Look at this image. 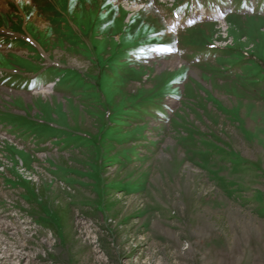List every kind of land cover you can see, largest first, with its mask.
Wrapping results in <instances>:
<instances>
[{
	"label": "rangeland",
	"instance_id": "obj_1",
	"mask_svg": "<svg viewBox=\"0 0 264 264\" xmlns=\"http://www.w3.org/2000/svg\"><path fill=\"white\" fill-rule=\"evenodd\" d=\"M0 264H264V0H0Z\"/></svg>",
	"mask_w": 264,
	"mask_h": 264
}]
</instances>
